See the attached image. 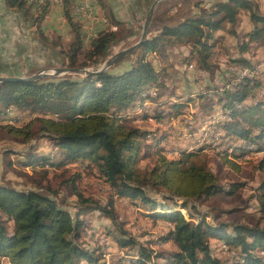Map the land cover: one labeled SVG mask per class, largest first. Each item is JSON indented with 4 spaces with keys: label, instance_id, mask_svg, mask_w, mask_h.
I'll list each match as a JSON object with an SVG mask.
<instances>
[{
    "label": "trees",
    "instance_id": "trees-1",
    "mask_svg": "<svg viewBox=\"0 0 264 264\" xmlns=\"http://www.w3.org/2000/svg\"><path fill=\"white\" fill-rule=\"evenodd\" d=\"M5 1L34 24L43 42L59 45L58 41L53 43L42 26L50 10L49 1L38 8L34 0ZM75 1L62 2L63 15L74 38L68 47L61 48L60 54L65 58L64 66L93 68V73L79 77L65 74L0 82V135L29 143L39 133L53 142L58 149L51 153L53 156L32 152L28 161L22 164L24 167L41 168L37 172L41 173L38 180L40 189H44V181L50 178L51 169L47 165L67 171L72 164L80 163L88 169H95L112 188L113 197L128 198L134 203L139 199L149 205L150 217L171 223L173 228L170 233L161 236L158 241L165 243L173 240L178 249L163 253L140 243L119 220L114 198L102 204L78 191L76 179L81 173L76 172L63 180V183L72 184L80 202L76 218L60 206L49 189L18 190L0 183V264L2 258H7L11 264H103V252H99L102 248L87 247L81 232L85 222L79 216L94 210L103 213L120 230V236L115 238L118 247L139 246V252L131 258L130 264H264V179L259 186L262 192L257 196L262 215L256 221L219 220L221 216L229 215L224 214V210L215 215L212 222L207 220L211 216L205 213L193 222L179 210L163 211V205L149 195L148 189L164 191L167 197L190 201L209 199L223 192L233 195L240 185L232 184L230 190L225 191L208 165H186L184 158L170 159L161 153L150 170L141 172L138 164L143 146H159L169 138V133L159 127L145 130L134 126L129 124L128 117L130 109L137 103L144 105L146 100L156 102L154 110L150 113L144 108L142 113L135 114L137 117L153 118L157 122L167 119L169 122L186 112L191 98L186 101L183 98L172 100L171 97H176V94L166 83V73L156 67L148 58V53H161L167 47L187 45L190 47L188 60H196L204 71L215 72L220 68L222 62L216 58L220 54L225 55L227 68L239 65L255 73L238 78L234 87L228 88L225 83L215 90L217 98L210 96L208 89L200 94L199 98L206 102H201V110L198 108L201 117L194 112L195 123L212 117L213 111L217 112L219 108L215 106L218 103L225 117L213 118L217 120L216 129L222 119L219 123L223 131L222 140L226 144L237 139L247 142L235 146L231 152L228 148L223 155L225 162L238 167L234 160L237 151L241 156L264 151V68L261 69L258 61L254 62L245 55L254 42L264 40V14L259 12L257 1L195 2L186 16L176 23L164 22L159 28L150 30L137 50L101 71V65L110 58L113 47L136 37L137 30L117 18L112 4L98 0L110 25L100 29L87 47L82 25L73 15ZM145 3L149 8L153 0H145ZM241 9L251 13L254 24L249 32L242 35L236 29ZM228 24L231 27L227 28ZM112 25L117 28L112 29ZM225 29L241 38L236 47L237 56H232L231 49L224 45V37L216 34ZM123 62L129 65L115 71ZM152 89H155L154 94ZM249 99L255 101L254 104ZM9 109L30 111L37 116L17 126L5 122ZM36 127L38 130H35ZM184 156H194V153ZM257 167L264 172V156ZM186 207L184 203L183 208ZM211 238L223 242L234 254L233 259L225 260L217 256L210 246Z\"/></svg>",
    "mask_w": 264,
    "mask_h": 264
},
{
    "label": "rangeland",
    "instance_id": "rangeland-1",
    "mask_svg": "<svg viewBox=\"0 0 264 264\" xmlns=\"http://www.w3.org/2000/svg\"><path fill=\"white\" fill-rule=\"evenodd\" d=\"M48 1L50 2L51 9L53 8L56 11L52 12L47 19V33L51 35L53 43L58 41L59 45H49L39 41V43L32 44L29 47H18V42L15 41L12 44L14 55L7 60L21 66L19 68L17 67L18 70L16 75L26 77L42 71L52 72V69L64 67L63 63H66L64 56L60 54V52L62 47H68L73 40V31L68 21L64 18L62 2L58 0ZM78 1L86 2L88 6L92 8L91 11L86 14V17H74L76 20H79L82 25L85 43L88 47L92 37L100 29L107 27L108 19L101 9L99 10L94 7V0ZM112 1L113 5L116 3L118 6L116 9L118 17L125 20L130 26L136 28L137 35L113 47L111 56L138 41L142 34L147 14L152 6L147 8L145 0ZM154 1L155 0H153V2ZM195 2H200V0L162 1L155 10L149 31L159 28L164 22L176 23L194 8L193 5ZM204 2L207 3L208 1L204 0ZM239 26L240 24L238 22L236 26L237 30ZM26 33H28L30 39L32 36H35L34 32L31 30H28ZM239 40L241 41V38H239ZM240 41L238 43H240ZM218 50L217 48L216 52ZM17 52H19L18 55H16ZM231 54L232 56H237L236 51ZM189 55L190 47L187 45L167 47L161 53H148V58L154 62L156 67L162 68L161 72L164 70L166 73V83L169 89L172 88L176 94V97H171L172 100L183 98L186 101L188 100L187 98H191L189 105L185 109L186 112L174 119H181L184 117L193 119V121L185 125V133H181L174 139L175 137L171 136V134H174V127L177 128V130H181L184 119L174 121V125L172 122L174 119H172L170 123L166 121L167 119L157 122L153 118L145 119L137 116L129 117L128 115L130 118L129 124L145 130H153L159 127L161 130H167L170 135V137L159 146H148L147 143V145L143 146L138 168L141 172L150 170L155 165L161 153L170 159L184 158L187 163L186 165H208L218 176L220 184L225 187V191L230 190L232 184H238L240 186L233 195H226V192H223L209 199H192L190 201L175 196L167 197V193L164 191L148 189V193L163 205V211L169 209L179 210L188 220L193 222L200 219L202 216L201 213L209 214L211 217L207 218V220L212 222V218L224 210L226 211L224 214L227 213L229 215L221 216L219 220L228 218L230 222L256 221L262 215L260 210L261 205L257 196L262 192L259 186L264 179V172L259 170L257 165L259 160L264 156V151H253L245 155L242 154V156L240 151H237L234 160L238 167H234L225 162L223 155L226 154L228 148L229 152H231V150H234L235 146H241L242 144H247V142L237 139L226 144L225 141L222 140L223 131L219 126L222 119L217 123L218 128L216 129L217 120L213 118L215 116L219 118L225 117L221 111L222 106L216 103L215 106L219 107L217 112L213 111L214 115L212 117H207L204 121L200 120L202 123H195L194 119L195 113L196 115L198 114V117H201V111H199L198 108L201 110V104L206 102L205 99L201 100L199 95L208 89L209 95L217 98L218 95L215 96L217 94L215 90L223 87L225 83H228L229 79L233 78L235 73L230 71V67L232 66L227 68V63L224 62L226 59L225 55H216L218 62L221 61L222 63L220 64V68L215 72L214 70L213 72H207L200 69L196 60H188L190 57ZM245 55L251 60H254V62L258 61L261 69L264 68V40L254 42L249 53ZM128 65V62H123L114 70H122ZM87 69L93 70V68ZM65 74L73 77L86 76L81 73ZM227 87L229 88V84H227ZM151 92L154 94L155 89H152ZM166 92H169V90ZM253 102L255 101H250V103ZM155 106V101L146 100L144 105L138 104L132 111L129 110L130 112H128L130 115L140 114L144 111V108H146L152 113ZM36 116L37 113H32L30 111H14L9 109L5 117V122L22 126ZM37 128L38 127H36L35 130H38ZM0 136V183L18 190L40 189L38 180L41 178V173L37 172L41 168L36 167L34 169L32 167H24L22 164L28 161V155L32 152L36 155H50L52 152L58 150L54 147L53 142L42 137L39 133L36 135L35 139L29 143L14 141L6 135ZM188 153H194V156L185 157L186 155L184 156V154ZM46 167L51 169L50 178L49 181H44V189L40 190L47 191V189H49L51 193H54V197L57 199L60 206L67 209L73 217L76 218L79 212L80 202L74 192L72 184L63 183V180L76 172H80L81 176L76 179L78 191L83 193L85 197L92 198L102 204H107L111 198H114L119 220L123 222L124 228L132 233L140 243L145 246H152L154 250L163 253L176 251L178 249L173 240L165 243H159L158 241L161 236L170 233V230L173 228L171 223L162 218L156 220L150 217V215H148L149 205L143 204L139 199L137 203H134L128 198H121L119 196L113 197L112 188L104 179L98 176L95 169H88L85 165L80 163L72 164L67 171H65L64 168L56 170L49 165ZM184 203L187 204L186 208H183ZM159 209L160 208H158V211ZM79 218L85 222V226L81 228V232L86 246L90 249L102 248L99 249V252H103V257L101 259L103 264H118L120 259H124L121 264H130L131 258L137 256L139 252L138 245L124 248L118 247L115 238L120 236L121 232L118 227L100 211H89L85 214H81ZM262 221L264 224V220ZM230 230L231 229H229V231ZM94 232L96 233L93 234ZM210 246L213 252L222 259H233L234 254L230 253L228 247L225 246L223 242L211 238ZM1 260L3 262L7 259L2 258ZM84 264L87 263L84 262Z\"/></svg>",
    "mask_w": 264,
    "mask_h": 264
},
{
    "label": "crops",
    "instance_id": "crops-1",
    "mask_svg": "<svg viewBox=\"0 0 264 264\" xmlns=\"http://www.w3.org/2000/svg\"><path fill=\"white\" fill-rule=\"evenodd\" d=\"M106 1H108V0H106ZM207 1L209 3V2L217 1V0H207ZM256 1L258 3L259 12L264 14V0H256ZM108 2L110 4H112L113 1L109 0ZM112 6H113V9L115 11L117 18H119L117 15V12H116V9L118 7L117 4L116 3L114 5L112 4ZM96 9H99V10L101 9V11L103 13H105V11L101 7L99 1L97 3ZM54 11H56V10L53 8L51 9V7H50L49 13L47 14L46 18L44 19V21L42 23L45 34H47L50 37H51V35H49V33H47V29H48V20L47 19L52 14V12H54ZM239 15H240V20H239L240 26H239V29L237 30V32L240 35H242V33L249 32L254 27V24L251 20V13L249 11L241 9ZM105 16H106V14H105ZM119 19H121V18H119ZM121 20H123V19H121ZM109 25H110V22L108 19L107 26H109ZM113 26L114 25H112L111 28ZM229 27H231L230 24L227 25V28H229ZM28 30H31L35 34V36H32L31 39L29 38L28 33H26ZM216 34L222 35L224 37V41H223L224 45L228 46L231 49V52L236 51V54H237V48L236 47L238 45V42L240 41L238 37H236L232 34H229L226 31V29L225 30H219V31H217ZM15 41L18 42V45H17L18 47H22V46L23 47H27V46L29 47L30 45L37 44V43H39V41H42V40L39 38V36L37 34V29L32 22L26 20L24 15L21 12L17 11L14 8H10L6 4L5 0H0V76H19V75H16V72L18 70L17 67L19 68L21 66L17 65V63H15V62H11V61L7 60V59H9V57L14 55V48H12V44ZM18 53L19 52H17L16 55H18ZM135 106L132 109H130V111H132L135 108ZM129 116L132 117V116H136V115L132 114ZM169 123H170V121H169ZM169 137H170V135H169ZM2 264H11V263L7 259L6 261H3Z\"/></svg>",
    "mask_w": 264,
    "mask_h": 264
},
{
    "label": "water",
    "instance_id": "water-1",
    "mask_svg": "<svg viewBox=\"0 0 264 264\" xmlns=\"http://www.w3.org/2000/svg\"><path fill=\"white\" fill-rule=\"evenodd\" d=\"M165 0H155L152 4V6L149 9V12L147 14L145 24L142 30V34L140 38L138 39L137 42L132 44L131 46L115 53L113 56L108 58V60L102 65L99 71L105 70L112 66L114 63L119 61L120 59L132 54L135 50H137L140 45L147 39L148 37V32L150 25L152 23V19L155 13V10L157 6ZM65 73H81L83 75H88L93 73V70H89L87 68H73V67H58L55 69H52V72H38L32 76H0V82H5V81H17V80H36V79H42V78H49V77H54V76H59Z\"/></svg>",
    "mask_w": 264,
    "mask_h": 264
},
{
    "label": "built area",
    "instance_id": "built-area-1",
    "mask_svg": "<svg viewBox=\"0 0 264 264\" xmlns=\"http://www.w3.org/2000/svg\"><path fill=\"white\" fill-rule=\"evenodd\" d=\"M34 1H36V6L38 8L41 5L45 4L48 0H34ZM58 1L63 2V0H58ZM94 1H95L94 7H96L98 1L97 0H94ZM91 9L92 8L89 7L86 2H80V1L76 0V3L73 6V15L76 18H84V17H86V14L89 11H91ZM112 28L116 29L115 26H113ZM190 66H192V65H190ZM230 71L232 73H235V74L233 75V78H231L230 82L227 83V84H229V88L234 87L237 84L238 78H242L247 73H254V71L250 70L249 68H243L239 65H234V66L230 67ZM181 119L182 120L184 119V121L182 122V124H183L182 129L177 130V128L174 127V134H171V136L175 137L174 139H176V137L179 136L181 133H185V125H187L189 122L193 121V119H187L184 117ZM181 119H174L172 122L175 125L174 121H180ZM207 134H209V133H207Z\"/></svg>",
    "mask_w": 264,
    "mask_h": 264
},
{
    "label": "bare ground",
    "instance_id": "bare-ground-1",
    "mask_svg": "<svg viewBox=\"0 0 264 264\" xmlns=\"http://www.w3.org/2000/svg\"><path fill=\"white\" fill-rule=\"evenodd\" d=\"M246 75V74H245ZM190 123V122H189Z\"/></svg>",
    "mask_w": 264,
    "mask_h": 264
}]
</instances>
